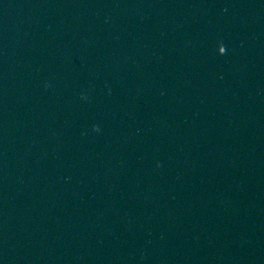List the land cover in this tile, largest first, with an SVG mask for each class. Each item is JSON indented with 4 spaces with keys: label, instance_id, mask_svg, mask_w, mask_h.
I'll return each instance as SVG.
<instances>
[{
    "label": "water",
    "instance_id": "obj_1",
    "mask_svg": "<svg viewBox=\"0 0 264 264\" xmlns=\"http://www.w3.org/2000/svg\"><path fill=\"white\" fill-rule=\"evenodd\" d=\"M0 264H264V0H0Z\"/></svg>",
    "mask_w": 264,
    "mask_h": 264
},
{
    "label": "clouds",
    "instance_id": "obj_2",
    "mask_svg": "<svg viewBox=\"0 0 264 264\" xmlns=\"http://www.w3.org/2000/svg\"><path fill=\"white\" fill-rule=\"evenodd\" d=\"M93 131H98V129L94 127V128H93ZM157 166H159V165H157Z\"/></svg>",
    "mask_w": 264,
    "mask_h": 264
}]
</instances>
